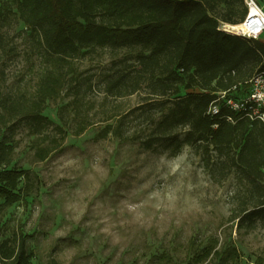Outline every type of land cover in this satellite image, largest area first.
Wrapping results in <instances>:
<instances>
[{"label": "trees", "instance_id": "16d2710c", "mask_svg": "<svg viewBox=\"0 0 264 264\" xmlns=\"http://www.w3.org/2000/svg\"><path fill=\"white\" fill-rule=\"evenodd\" d=\"M13 1L25 27L37 31L44 52L33 94L0 90V200L5 206L33 191L31 173L13 166L17 130L27 127L34 137L35 162L62 147L68 126L64 113L70 107L79 113L74 135H82L96 123L78 109L92 80L75 63L97 50H127L135 52L129 56L132 64L115 66L102 78L101 137L152 152L163 147L172 156L184 146L193 148L214 180L236 179L232 220L237 228L246 233L264 228V123L227 104L246 96L250 81L264 74V42L221 29L245 22V0ZM6 50L12 49L0 34V53ZM140 92H145L142 103L121 109L120 101ZM64 95L71 100L59 109L62 125H55L43 112L49 101ZM213 106L217 115L209 113ZM134 121H139L137 128L131 126ZM50 128L56 136L46 133ZM212 256L220 257V264L241 258L236 249L221 254L206 247L194 261ZM31 262L26 235L0 240V264Z\"/></svg>", "mask_w": 264, "mask_h": 264}, {"label": "rangeland", "instance_id": "374dc122", "mask_svg": "<svg viewBox=\"0 0 264 264\" xmlns=\"http://www.w3.org/2000/svg\"><path fill=\"white\" fill-rule=\"evenodd\" d=\"M256 1L264 10V0ZM0 34L12 49L0 53V90L33 94L44 51L13 0H0ZM132 54L101 49L75 63L92 80L80 115L96 123L75 136L79 113L70 107L64 113L67 137L46 161H34V137L27 127L17 130L13 166L31 173L33 191L10 207L0 200V240L26 235L31 264H196L195 255L206 247L221 254L236 249L241 258L235 264H264V228L246 233L232 220L234 176L217 182L188 146L172 156L163 147L152 152L101 137L102 78L115 66L132 64ZM144 96L140 92L120 101L121 109L134 108ZM70 100L64 95L49 101L43 115L61 126L59 109ZM46 133L57 135L52 128ZM219 258L198 264H220Z\"/></svg>", "mask_w": 264, "mask_h": 264}, {"label": "built area", "instance_id": "2783aa9c", "mask_svg": "<svg viewBox=\"0 0 264 264\" xmlns=\"http://www.w3.org/2000/svg\"><path fill=\"white\" fill-rule=\"evenodd\" d=\"M245 3L248 16L242 24L244 30L236 35L251 40H260L264 34V10L255 0H245ZM221 95L222 98L225 97V93ZM227 104L234 112L251 119L258 118L264 123V114L261 113L264 109V74H258L250 81L249 93L246 96L238 100L229 99ZM218 112V106H213L209 113L217 115Z\"/></svg>", "mask_w": 264, "mask_h": 264}, {"label": "bare ground", "instance_id": "6f19581e", "mask_svg": "<svg viewBox=\"0 0 264 264\" xmlns=\"http://www.w3.org/2000/svg\"><path fill=\"white\" fill-rule=\"evenodd\" d=\"M223 29L225 31H228V32L233 33V34L242 32L244 30L242 24L236 25V26H231V25H228V24H223Z\"/></svg>", "mask_w": 264, "mask_h": 264}]
</instances>
